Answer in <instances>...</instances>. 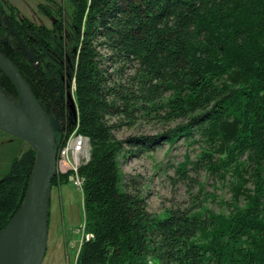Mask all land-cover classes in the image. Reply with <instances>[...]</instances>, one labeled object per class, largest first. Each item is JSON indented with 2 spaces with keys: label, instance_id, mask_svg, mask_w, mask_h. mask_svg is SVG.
Instances as JSON below:
<instances>
[{
  "label": "trees",
  "instance_id": "16d2710c",
  "mask_svg": "<svg viewBox=\"0 0 264 264\" xmlns=\"http://www.w3.org/2000/svg\"><path fill=\"white\" fill-rule=\"evenodd\" d=\"M67 2L71 52L65 9L38 5L54 19L43 26L1 1L0 52L46 117L62 125L58 140L76 129L90 140V160L79 168L88 238L76 264H264V0ZM107 61L122 66L111 71ZM126 69L132 74L124 80ZM0 91L19 104L1 69ZM160 111L187 123L157 137H115L120 124L112 118L130 125ZM195 134L203 143L195 166L234 177L230 213L152 216L142 194L126 187L124 144L140 154ZM35 162L27 144L0 182V233L26 199ZM70 175L58 174L52 188Z\"/></svg>",
  "mask_w": 264,
  "mask_h": 264
},
{
  "label": "rangeland",
  "instance_id": "374dc122",
  "mask_svg": "<svg viewBox=\"0 0 264 264\" xmlns=\"http://www.w3.org/2000/svg\"><path fill=\"white\" fill-rule=\"evenodd\" d=\"M4 5H12L20 10V17L27 18L36 24L51 26L50 19L38 12V5L44 4L56 11L65 9V34L68 52L73 47L72 41V8L67 0H0ZM107 57L109 53L102 50ZM110 70L117 66L105 62ZM132 71L125 70L124 80ZM117 76V75H116ZM165 112H152L145 116L138 114L135 121L127 125L123 120L112 118L111 123L120 124L115 131L118 140L126 141L131 137H157L165 134L187 121L164 120ZM198 134L190 139L179 138L173 146L162 142L160 147L138 154V147L125 148L122 158V170L126 177L129 191L140 192L146 203L147 211L156 217H162L167 211H200L209 209L216 214L230 213L232 182L234 177L228 174L225 179L211 175L205 168L195 166L201 153L203 143ZM27 149V144L13 136L0 131V182L8 175L13 161ZM189 160L187 171L183 173L181 166ZM59 168V167H58ZM61 169L59 168V173ZM50 224L48 250L43 264H76L80 247L86 239L84 197L71 182L56 185L52 188L50 201ZM88 238V237H87Z\"/></svg>",
  "mask_w": 264,
  "mask_h": 264
},
{
  "label": "water",
  "instance_id": "95a60500",
  "mask_svg": "<svg viewBox=\"0 0 264 264\" xmlns=\"http://www.w3.org/2000/svg\"><path fill=\"white\" fill-rule=\"evenodd\" d=\"M0 63L10 71L8 73L0 68L16 86L20 102L14 104L0 91L3 96L12 104L21 107L26 96L29 95L42 110L26 80L1 52ZM47 121L51 128V136H47L30 120L0 106V131L24 141L36 156L26 199L19 212L0 233V255L19 244L26 243L32 254L31 264H43L47 254L52 182L58 175V153L63 139L61 137L58 140L55 136L56 132H63L60 122L54 118H47Z\"/></svg>",
  "mask_w": 264,
  "mask_h": 264
},
{
  "label": "bare ground",
  "instance_id": "6f19581e",
  "mask_svg": "<svg viewBox=\"0 0 264 264\" xmlns=\"http://www.w3.org/2000/svg\"><path fill=\"white\" fill-rule=\"evenodd\" d=\"M0 68L10 73L8 68L0 63ZM0 106L6 110L28 119L38 126L47 136H51L47 118L37 103L27 95L23 105L20 107L9 102L0 92ZM32 254L26 243L19 244L0 255V264H31Z\"/></svg>",
  "mask_w": 264,
  "mask_h": 264
},
{
  "label": "built area",
  "instance_id": "2783aa9c",
  "mask_svg": "<svg viewBox=\"0 0 264 264\" xmlns=\"http://www.w3.org/2000/svg\"><path fill=\"white\" fill-rule=\"evenodd\" d=\"M90 140L77 129L60 142L58 153V167L63 174L71 173L70 182L83 193L84 178L79 174V168L86 165L90 160ZM58 168V173H59Z\"/></svg>",
  "mask_w": 264,
  "mask_h": 264
},
{
  "label": "flooded vegetation",
  "instance_id": "af4514ba",
  "mask_svg": "<svg viewBox=\"0 0 264 264\" xmlns=\"http://www.w3.org/2000/svg\"><path fill=\"white\" fill-rule=\"evenodd\" d=\"M49 222H50V220H49ZM50 224V223H49Z\"/></svg>",
  "mask_w": 264,
  "mask_h": 264
}]
</instances>
